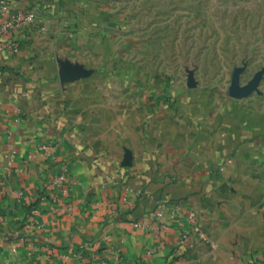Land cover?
<instances>
[{
	"label": "crops",
	"instance_id": "0c3cea01",
	"mask_svg": "<svg viewBox=\"0 0 264 264\" xmlns=\"http://www.w3.org/2000/svg\"><path fill=\"white\" fill-rule=\"evenodd\" d=\"M7 1L39 25L11 32L17 51L0 38V264H179L180 245V264H264V107L216 101L196 123L112 67L103 0ZM190 210L203 236L181 240Z\"/></svg>",
	"mask_w": 264,
	"mask_h": 264
},
{
	"label": "rangeland",
	"instance_id": "374dc122",
	"mask_svg": "<svg viewBox=\"0 0 264 264\" xmlns=\"http://www.w3.org/2000/svg\"><path fill=\"white\" fill-rule=\"evenodd\" d=\"M103 2L112 67L147 101L183 97L196 123L216 101L264 107V0Z\"/></svg>",
	"mask_w": 264,
	"mask_h": 264
},
{
	"label": "built area",
	"instance_id": "2783aa9c",
	"mask_svg": "<svg viewBox=\"0 0 264 264\" xmlns=\"http://www.w3.org/2000/svg\"><path fill=\"white\" fill-rule=\"evenodd\" d=\"M3 4V12L8 13V17L4 18L0 17V38L2 40V44L4 48L10 50V51H17L19 48V43L18 41L11 36V32L15 28L19 27H28V25H39V18L37 14L34 11H29L24 14H12L10 13L9 10V5L7 0H1ZM66 169H67V164L63 163L59 166V172L51 179L52 184H57V185H63V183L66 181ZM45 191L44 189L41 194L40 198L45 197ZM137 194H142V195H147L145 191L142 189L137 190ZM169 207L168 201L165 199H160L157 203V208L155 210H152L151 214L158 220V228L164 232H167L169 229V225L165 223L162 218L164 215L165 208ZM173 212L175 211L176 208H172ZM188 217L191 219L192 223L194 224V230L192 232H184L182 231L180 233V239L184 240L187 237H190L193 234V237L201 238L203 236L200 222L198 215L195 210H190L188 212ZM186 251L183 249V247L177 246L171 253L170 259L174 260L177 263H181L185 260L186 258ZM250 261L247 264H257V257L254 255L250 256Z\"/></svg>",
	"mask_w": 264,
	"mask_h": 264
},
{
	"label": "trees",
	"instance_id": "16d2710c",
	"mask_svg": "<svg viewBox=\"0 0 264 264\" xmlns=\"http://www.w3.org/2000/svg\"><path fill=\"white\" fill-rule=\"evenodd\" d=\"M8 70H9L10 72H14V71H15V70H13V69H11V68H10V69H8ZM14 74H17V75H18V71H15V73H14ZM165 200H166V201H168L166 197H165Z\"/></svg>",
	"mask_w": 264,
	"mask_h": 264
}]
</instances>
